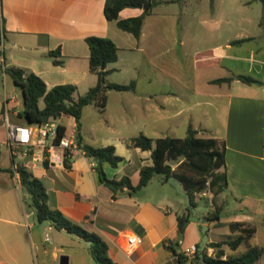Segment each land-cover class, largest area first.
Returning <instances> with one entry per match:
<instances>
[{"label":"crops","instance_id":"crops-1","mask_svg":"<svg viewBox=\"0 0 264 264\" xmlns=\"http://www.w3.org/2000/svg\"><path fill=\"white\" fill-rule=\"evenodd\" d=\"M102 5L103 0H0V35L30 50L28 61L9 62L40 76L46 88L72 83L75 93L80 94L96 81V74L88 69L84 37L111 38L117 58L107 64L113 69L105 78L113 82L133 79L134 88L107 91L100 111L107 130L99 142H94L95 132L80 121L81 114L77 123L70 114L56 116L63 132L78 134L82 142L91 145L112 144L122 158L116 166L103 165L105 174H126L133 184L138 180L139 166L150 163L148 149L130 144V137L140 132L149 137L182 136L190 125L198 134L222 141L223 164L218 171L224 172L227 183L214 196L221 208L217 222L206 220L207 241L232 235L227 221H250L255 227L250 242L263 248L264 259V22L259 24L263 8L261 14L253 15L237 6V15L233 11V17H224L222 24L221 16L205 14L195 19L197 23L187 25V34L179 35L176 11L151 7L143 16L138 37H134L117 27L114 19L105 18ZM140 11L136 6H124L118 16ZM57 47L59 52L48 55ZM241 74L256 81L244 82L237 78ZM225 76L230 78L215 80ZM12 94L17 99L9 100ZM20 109L21 93L7 94L3 89L0 264H58L62 254L66 264H94L85 241L53 228L46 220H36L27 193L15 177L17 162L42 180L50 204L106 242L107 253L118 264H177L166 243L175 252L197 243L200 232L195 217H189L178 234L176 215L185 211L183 199L159 174H153L134 192L113 193L98 179L94 162L82 151L74 152L64 166L50 167L44 160L34 159L22 145L11 147L6 121L27 124L18 115ZM209 193L195 197L200 214L213 206L211 198L207 202L203 198ZM219 226L225 237L219 236ZM129 233L140 235L141 241L126 253L122 245ZM241 248L237 246V250ZM206 250L211 253L213 248L207 246Z\"/></svg>","mask_w":264,"mask_h":264},{"label":"trees","instance_id":"trees-1","mask_svg":"<svg viewBox=\"0 0 264 264\" xmlns=\"http://www.w3.org/2000/svg\"><path fill=\"white\" fill-rule=\"evenodd\" d=\"M146 0H103L102 10L105 18L114 19L117 27L127 30L138 37L144 14L150 12L151 7L158 1L150 0V6L146 11L138 14L119 17L118 11L124 6H133L143 3ZM264 22V12L259 20V24ZM84 40L88 47V69L96 74V81L83 93L74 95L75 85L72 83H57L46 88L44 81L34 72L21 66L8 65L5 69L12 82L19 88L21 93V109L18 115L27 124H37L45 120L48 116H58L66 113L73 116L78 122L82 107L92 103L102 110L105 106L106 95L109 89L132 90L134 80L128 82H113L105 78L107 72L113 67L107 66L117 58V47L113 40L107 36L86 35ZM236 41V40H234ZM55 50H49L48 55L53 56ZM53 62H58L52 58ZM100 64H103L100 67ZM230 77H219L215 80H228ZM237 78L244 82H255L256 79L248 75H237ZM41 98L42 105H38ZM63 130V125L58 123V134ZM79 148L85 156L94 162V168L98 179L105 183L113 193H130L144 185L153 174H159L166 180L168 174H172L185 190L190 201L196 206L195 197H202V192L211 193L213 206L208 208L205 216L208 221L217 222L219 219L220 205L214 201V196L226 186V177L223 171H218V167L223 164V142L210 134H198L197 129L187 126L186 133L182 136H157L149 137L143 133H138L130 137V144L140 149H148L150 163L143 164L138 168V180L131 183L128 175L121 174L118 177H108L103 165L116 166L121 160V156L114 152L112 144L91 145L82 142L80 136L75 134ZM182 154V158L169 164L168 158L177 157ZM68 159L65 163H67ZM43 163L46 165V161ZM14 173L18 184L27 193V201L32 208L36 220H46L53 228L63 229L75 235L78 239L87 243L90 257L94 264H118L107 253L106 242L93 230H89L80 223L67 217L60 209L50 204L47 192L42 180L35 176L24 164L17 162L14 165ZM184 213H177V232L181 234L185 223L189 219L187 207L183 204ZM232 235L219 240L206 241L203 248V256L198 260L196 255L192 263L195 264H264L261 259L263 248L260 245L250 242V237L254 233V224L246 220H230L226 222ZM242 245L240 250L237 246ZM207 246H212L213 250L208 253ZM166 247L171 248L175 253L177 261L180 262L184 255L167 242ZM225 247L231 252H226Z\"/></svg>","mask_w":264,"mask_h":264},{"label":"rangeland","instance_id":"rangeland-1","mask_svg":"<svg viewBox=\"0 0 264 264\" xmlns=\"http://www.w3.org/2000/svg\"><path fill=\"white\" fill-rule=\"evenodd\" d=\"M237 6L239 10H247L248 14L252 13L253 15H257L262 13L261 0H163L162 2L159 1L158 3H155L152 8L176 11L178 15L179 35H182V33H188L187 25L190 22L191 24L192 22L197 23L195 22V19H199L200 16H204L205 14L214 13L216 16H221L219 23H224L226 16L233 17V11L236 13L234 15H237ZM229 12L231 14H229ZM29 51V46H25L24 49L23 46L16 45L10 38L0 35V94L2 93L3 89H5L7 94L14 92L16 95H20L19 88L13 84L5 68L12 64L9 62L10 59L20 63L28 61V55L26 53ZM73 94L77 95L75 91ZM38 102L39 104H42L41 98L38 99ZM178 102L179 101L177 100L176 103ZM100 111L102 110H100L97 105L89 103L82 107L80 116V121H82L83 124H86L92 129L93 132H95L94 138L96 139L94 142H99L101 134L105 133L103 132L104 130H107ZM55 120L57 119L55 118ZM95 121L98 122L97 126L99 131H97V126H94ZM111 127L113 129H120L118 125H112ZM16 147L19 148L20 145H17ZM150 187L151 185L148 186V192L150 191ZM210 196V193L204 194L203 198L207 202L211 198ZM177 197L180 199L181 196L177 194ZM223 231L224 229L221 226L217 228V232L221 234L219 236L225 237V235H222Z\"/></svg>","mask_w":264,"mask_h":264},{"label":"built area","instance_id":"built-area-1","mask_svg":"<svg viewBox=\"0 0 264 264\" xmlns=\"http://www.w3.org/2000/svg\"><path fill=\"white\" fill-rule=\"evenodd\" d=\"M8 99L15 100L17 96L12 94ZM6 138L11 147L22 145L24 151H29L34 159L45 160L46 165L50 167L64 166L74 152L82 151L73 132L64 133L62 130L58 134V123L54 116H48L37 124H16L6 121ZM140 241V235L127 234L122 245L123 251L131 252ZM181 253L184 258L177 264H195L192 262L196 257V244L183 246Z\"/></svg>","mask_w":264,"mask_h":264},{"label":"water","instance_id":"water-1","mask_svg":"<svg viewBox=\"0 0 264 264\" xmlns=\"http://www.w3.org/2000/svg\"><path fill=\"white\" fill-rule=\"evenodd\" d=\"M262 2V8L264 12V0H261ZM133 6L139 7L142 11H146L150 6V0H146L143 3H137ZM103 64H100V67H102ZM182 158V154H179L177 157L174 158H168L166 160L167 163L172 164L176 162L177 160ZM166 182L173 188L175 193L179 194L182 199L184 205L187 207L188 213L190 217H195L198 220V228L200 232L199 240L196 243V255L198 257V260L202 259L203 256V248L205 246V243L207 241V223H206V216L205 214H200L194 204L190 201L188 193L181 188L180 182L172 175L168 174L166 176ZM58 264H66V256L64 254L60 255Z\"/></svg>","mask_w":264,"mask_h":264}]
</instances>
